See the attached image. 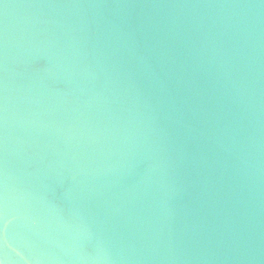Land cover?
<instances>
[{
	"label": "water",
	"instance_id": "1",
	"mask_svg": "<svg viewBox=\"0 0 264 264\" xmlns=\"http://www.w3.org/2000/svg\"><path fill=\"white\" fill-rule=\"evenodd\" d=\"M0 264H264V0H0Z\"/></svg>",
	"mask_w": 264,
	"mask_h": 264
}]
</instances>
